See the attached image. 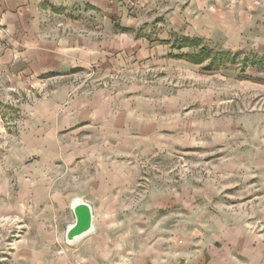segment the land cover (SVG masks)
Returning a JSON list of instances; mask_svg holds the SVG:
<instances>
[{"label": "rangeland", "instance_id": "obj_1", "mask_svg": "<svg viewBox=\"0 0 264 264\" xmlns=\"http://www.w3.org/2000/svg\"><path fill=\"white\" fill-rule=\"evenodd\" d=\"M122 1L133 15L144 7L135 0ZM171 1L159 8L160 15L154 19L152 15L136 27L139 39L153 47L162 46L154 64L140 62L132 72L100 73L91 67L60 84L78 95H92L97 90L116 95L120 87L135 88L144 96L154 93L169 107V129L160 138L166 145L123 156H110L107 151L105 182L108 188L123 189L115 202L114 197L102 196L100 188H92L102 181H81L77 175L59 177V188L74 194L66 197L67 208L70 200H92L91 236L108 238L132 225L131 230H142L141 235L153 231L157 241L178 227L180 220L188 236L209 242L218 224L259 230L264 207V54L254 47L264 39L260 36L264 22L257 20L264 19V0ZM174 10L184 12L163 21ZM248 12L244 26L247 18L243 15ZM256 21L260 28L255 27ZM191 37L201 41L188 42ZM228 47L232 52H225ZM58 86L47 80L25 91L0 82L1 207L12 206L14 195L24 186V175L26 187L33 188L29 183L33 185L40 161L34 152L22 153L19 142L28 133L20 125L25 110L30 113ZM116 166L123 167L122 179L114 173L119 172L114 170ZM87 170V177L95 176L94 165ZM50 181L48 177L44 182ZM114 204L117 211H109ZM68 209L67 224L73 221L71 207ZM2 219L7 225L13 221L0 216ZM139 224L145 227L138 228ZM18 234L10 226L2 236L9 242ZM5 247L9 252V246Z\"/></svg>", "mask_w": 264, "mask_h": 264}, {"label": "crops", "instance_id": "obj_2", "mask_svg": "<svg viewBox=\"0 0 264 264\" xmlns=\"http://www.w3.org/2000/svg\"><path fill=\"white\" fill-rule=\"evenodd\" d=\"M135 1L144 7L133 15L127 13V3L122 0H0V82L25 91L47 80L59 85L30 113L25 110L20 125L28 133L19 142L22 153L28 156L34 152L40 167L33 185L29 183L32 189L26 187L24 175V186L14 195L12 206H0V216L13 220L11 225L0 220V264H264V207L257 232L245 225L218 224L210 242L188 236L181 220L157 241L153 231L141 235L142 230L136 233L132 225L108 238L91 233L73 244L64 241L69 224L65 217L72 202L67 208L66 197L74 194L59 188V177L77 175L81 181H102L92 188H100L102 196L114 197L111 200L115 202L123 189L108 188L105 182L107 151L110 156H123L166 145L160 138L169 129V107L154 93L144 96L138 89L120 87L116 95L106 94V90L78 95L68 85H60L64 78L91 67L100 73L132 72L140 62L154 64L162 46L153 47L139 39L136 27L152 15L154 19L159 8L172 1ZM183 12H169L163 21ZM247 15L250 13L243 15L247 18L244 26ZM257 20L264 22L260 17ZM255 25L261 27L257 21ZM259 41V47L254 48L264 54V39ZM164 113L168 115L165 119ZM91 164L95 176L87 177L90 171L85 168ZM122 169H114L120 179ZM48 177L51 181L44 182ZM80 199L93 205L88 198ZM117 207L114 204L109 211H117ZM10 226L19 234L4 241L2 234Z\"/></svg>", "mask_w": 264, "mask_h": 264}, {"label": "water", "instance_id": "obj_3", "mask_svg": "<svg viewBox=\"0 0 264 264\" xmlns=\"http://www.w3.org/2000/svg\"><path fill=\"white\" fill-rule=\"evenodd\" d=\"M73 221L65 226L64 241L73 244L93 231L92 206L81 199H75L71 204Z\"/></svg>", "mask_w": 264, "mask_h": 264}]
</instances>
